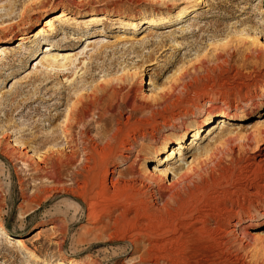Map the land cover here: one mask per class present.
I'll use <instances>...</instances> for the list:
<instances>
[{
    "label": "rangeland",
    "instance_id": "rangeland-1",
    "mask_svg": "<svg viewBox=\"0 0 264 264\" xmlns=\"http://www.w3.org/2000/svg\"><path fill=\"white\" fill-rule=\"evenodd\" d=\"M47 19L69 28L63 32L44 26V31L35 35ZM166 21L185 27L193 24L185 39L177 38L182 45L176 50L172 47L175 43H167L166 49L153 52L141 46L114 56L105 51L90 60L83 54L69 70L53 73L43 85L30 76L40 65L42 51L62 45L61 37L82 38L64 43L77 49L87 44L84 39L92 37L82 29H105L116 34L118 30H140L152 22ZM11 24L14 26L9 28ZM201 26L203 29H199ZM223 36L228 38L227 51L232 53L227 67L198 79L204 68L216 64L211 57L175 84L176 92L187 87L184 94L166 98L153 90V83L161 85L163 78L149 79V73L143 70L150 68L148 60L157 57L152 67L170 69L197 46L204 47L209 39ZM258 38L264 39V0H0V264H21L29 253L51 263L64 258L71 259L68 264H154L140 258L143 245H130L119 235L109 239L107 232L92 229L75 198L61 191H44L53 183L39 179L27 160L41 158L50 146L44 141L49 132L59 136L54 148L69 152L65 132L76 140L82 125H87L90 136H109L126 118L127 129L120 135L125 137L131 131L137 140L131 151L124 152L126 159L112 160L114 178L144 173L169 182L192 161L196 148L219 145L225 137L237 140L234 153L242 158L245 153L241 152L240 140L264 132V41ZM77 64L82 68L75 75L72 71ZM100 73L108 74L109 81L71 113L74 122L64 127L63 118L67 110L71 112L73 100L72 92L66 96L64 89L87 84ZM141 73L143 77L138 80ZM65 74L70 81H65ZM132 85H138L137 97L141 102L149 101L151 108L127 101L125 93ZM199 95L201 99H197ZM192 100L196 101L194 106ZM153 111L163 113L170 126L158 125L150 135L144 120ZM249 149L247 155L257 152ZM169 166L172 171H168ZM63 180L70 183L65 174ZM262 209L264 212V206ZM251 212V220L243 224L254 236L264 239V214L253 208ZM57 223L60 226L51 227ZM213 250L193 251L178 245L177 260L179 264H216L220 259Z\"/></svg>",
    "mask_w": 264,
    "mask_h": 264
},
{
    "label": "bare ground",
    "instance_id": "bare-ground-1",
    "mask_svg": "<svg viewBox=\"0 0 264 264\" xmlns=\"http://www.w3.org/2000/svg\"><path fill=\"white\" fill-rule=\"evenodd\" d=\"M186 5H189V2ZM167 8H170V5ZM59 16L53 18L57 19ZM22 18H24L23 13ZM51 19L45 20L43 28H40L35 35L43 32L44 26H52L55 31L60 29L63 32L69 28L67 24L55 25ZM105 23L107 22H101V24ZM192 25L189 23L185 27L180 22H152L140 30H118L116 34H110L105 29L94 31L82 29L86 36H92L84 39L87 41L84 47L70 49L68 46L74 47V45H64L69 39H76L77 42L82 39L75 37L76 35L68 36L69 39L65 38L67 36L61 37L60 39L63 40L59 44L63 43L62 45L42 51L40 65L33 68L30 76L34 82L43 85L50 81L47 78L53 73L58 75L61 70L67 68L69 70L83 54H88L86 59L90 60L103 55L105 51L110 52L109 56H114L116 53L135 51L141 46L150 47L153 52L154 49H166L167 43L169 46L175 43L176 45L172 47L176 50L182 43L177 38L185 39ZM13 26L11 24L9 28ZM75 29L80 30L79 27ZM258 40L264 41L260 38ZM63 47L68 48L64 50ZM228 47V38L213 37L204 44V47L197 46L185 56L183 61L174 64L170 69L160 65L159 68L152 67L157 62L156 57L148 60L147 65L150 68L143 70L149 73L151 80L162 76L165 85L152 82L153 90L159 91V96L170 98L176 93L181 95L187 91V87L184 86L176 92L175 84L190 69L205 63L206 59L213 57L216 64L204 68L198 77L200 80L208 76L211 71L223 70L227 67L232 55L227 51ZM152 52H149V56ZM82 59L84 63V57ZM81 68L78 69L77 64L72 73L79 74ZM63 77L65 81L71 80L66 74ZM142 77V73L138 74L137 79L141 80ZM108 81V74L100 73L87 84L75 86L71 88L72 90L63 88L66 96L69 91L73 96L71 112L67 110L63 118L64 127L74 122L71 113L79 110L87 98ZM137 90L138 85H132L127 89L125 93L127 101L133 105L143 104L151 108L149 101L141 102L142 99L137 97ZM197 99H201V96L199 95ZM56 103L62 104L61 101ZM195 104L196 101L192 100L191 105ZM162 114L153 111L144 120L150 135H153L152 133L160 126H170V122H167ZM128 122L126 118L123 123L116 126V129L114 128L115 131L111 135H100L98 138L89 135L88 131L91 128L87 125H82L76 140L67 133L68 131L65 132L64 135L71 146L69 152L55 149L54 145H58L59 136L53 131L49 132L51 134L48 133L44 141L50 146L43 152L41 158L35 162L27 160L39 179L43 178L53 183L51 186H45L43 190L61 191L78 200L80 211L92 224V229L107 232L109 239L119 235L130 245H143L144 250L140 258L148 263L179 264L178 245H181L182 248L189 247L193 251L214 248V256L220 259L218 262L216 260V264H264V239L254 236L243 224L246 220H251V208L261 215L264 214L262 209L264 132L261 135L251 134L240 140L241 152L245 153L242 158L235 155L234 152L238 149L237 140L232 138L225 137L219 145L213 143L196 148L197 150L193 151L192 161L181 167L179 173H175L174 180L165 183L157 176H145L144 173V175L135 174L127 179L114 178V170L110 168L115 165V163L111 164L112 160L115 157L126 159L128 156L124 152L131 151L137 140V136L131 134V131L126 130L125 137L120 135L123 129H127ZM74 141L78 144H73ZM249 148L256 149L257 152L247 155ZM8 153L13 155L11 150ZM172 168L169 166L168 171H172ZM64 174L70 180L69 184L63 180ZM233 219L236 220L232 223ZM58 225L57 223L51 227ZM246 249L250 250L245 251ZM35 262L68 264L71 259L58 258L56 262L51 263L38 260L36 255L29 253L23 256L21 264H35Z\"/></svg>",
    "mask_w": 264,
    "mask_h": 264
}]
</instances>
